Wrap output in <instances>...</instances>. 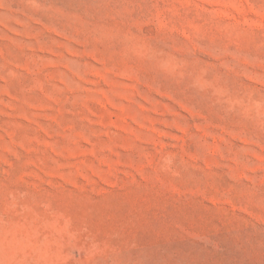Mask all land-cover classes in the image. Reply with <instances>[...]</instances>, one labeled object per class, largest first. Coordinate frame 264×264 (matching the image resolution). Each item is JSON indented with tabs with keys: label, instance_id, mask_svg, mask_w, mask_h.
Masks as SVG:
<instances>
[{
	"label": "rangeland",
	"instance_id": "rangeland-1",
	"mask_svg": "<svg viewBox=\"0 0 264 264\" xmlns=\"http://www.w3.org/2000/svg\"><path fill=\"white\" fill-rule=\"evenodd\" d=\"M0 264H264V0H0Z\"/></svg>",
	"mask_w": 264,
	"mask_h": 264
}]
</instances>
